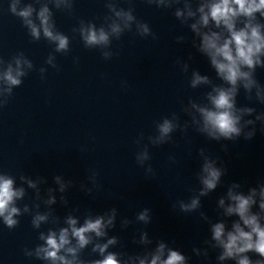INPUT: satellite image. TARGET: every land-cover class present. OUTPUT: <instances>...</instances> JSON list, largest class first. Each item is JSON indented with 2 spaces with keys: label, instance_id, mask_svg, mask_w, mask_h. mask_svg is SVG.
Masks as SVG:
<instances>
[{
  "label": "clouds",
  "instance_id": "9594fccd",
  "mask_svg": "<svg viewBox=\"0 0 264 264\" xmlns=\"http://www.w3.org/2000/svg\"><path fill=\"white\" fill-rule=\"evenodd\" d=\"M127 8L121 7V0H104L108 14L103 17L99 26L92 20L80 19L78 26L72 29L86 49H99L102 58L111 60L119 52L112 50L113 40L119 41L125 33L157 39L149 24L137 18L134 14L135 0H125ZM145 3L158 9H174V17L182 25L187 26L193 34L191 46L205 56L211 69L216 74V83L209 75H202L199 70L192 69L188 81L191 89L208 87L203 100L188 98L187 103L180 100L181 111L188 119L181 122L176 112L154 121L155 134L145 137L140 132L135 140L138 150L135 153L136 164L144 169L146 178L155 177L156 173L151 161L149 145L160 147L173 142V133L179 130L187 133L189 128L204 136L209 141H236L243 137L251 140L256 134V124L264 133V111L257 112L255 107L238 106L237 96L243 89L245 98L250 102L264 105V84L256 78V70L264 69V0H144ZM75 0H8L7 12L17 17L27 30L33 42L46 40L53 45V51L48 55L45 64L59 71L56 55L70 52L71 40L68 35L58 30L53 9L71 15ZM182 5V6H181ZM4 10L0 8V12ZM176 42L186 43V36H178ZM193 57L189 55L188 61ZM78 63L79 57L73 58ZM183 59H177L180 71L187 74L190 64ZM37 70L33 61L23 51L16 53L9 60L0 57V109L8 105L14 95V89L20 87L24 78L30 72ZM48 68L38 69L41 79L45 78ZM122 89L128 88L127 81H121ZM147 140V143L141 144ZM226 151L227 145H222ZM83 151V149H82ZM202 163L196 173L200 185L188 201L177 200L173 209L178 208L183 213L197 212L202 208L201 198L214 192L226 175L227 169L218 157L211 156L205 148L198 149ZM171 163L176 162L175 155L169 156ZM86 183L80 184V190L92 196L98 189L99 173L89 170ZM17 178L0 171V223L9 230L19 226L21 217L25 214L31 217V226L38 231V240L33 248H24V255L42 261L43 264H189V257L180 250L169 246L164 240L156 241L154 248H149L153 241L148 232L141 231L139 239H133L134 244L144 246V251L136 254L110 251L119 244V238L109 235L116 227L118 210L115 207L103 213L94 214L89 210L81 218L74 213L80 211L73 208L67 215L56 214L53 205L59 202L67 207L69 201L64 195L74 186L72 180H66L63 175H55L53 182L56 188L48 187L45 195H41V185L47 179L38 176L33 179L29 175H19ZM26 186V187H25ZM31 189L34 203L18 205L28 195ZM244 184L232 182L226 192L216 202L219 219L213 222L203 211L201 220L209 225L210 238L204 241L207 247H193L192 252L197 257H209V249L218 250L217 264H264V183L250 186L244 190ZM95 198V197H93ZM122 198V197H121ZM41 204L45 211H40ZM232 219L229 224V218ZM135 221L149 225L152 221L151 209L143 208L135 215ZM133 221L127 217L120 219L122 229L128 228ZM42 225H53L47 231H39ZM91 246V253L99 258L86 260L82 258L85 249ZM254 254L253 259L249 254Z\"/></svg>",
  "mask_w": 264,
  "mask_h": 264
}]
</instances>
